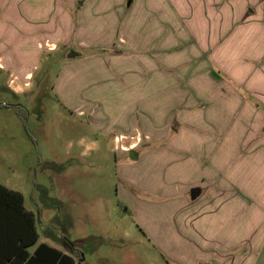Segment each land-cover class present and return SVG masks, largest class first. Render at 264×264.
I'll return each instance as SVG.
<instances>
[{"label":"crops","instance_id":"obj_1","mask_svg":"<svg viewBox=\"0 0 264 264\" xmlns=\"http://www.w3.org/2000/svg\"><path fill=\"white\" fill-rule=\"evenodd\" d=\"M111 1L0 0L6 87L16 95L29 90L46 54L67 50L69 60L104 67L109 57L102 77L118 74L122 88L103 101L117 102L115 118L143 117L137 104L144 102L172 110L151 115L164 120L145 139L137 132L116 137L117 198L128 211L96 195L87 205L102 210L88 219L106 223L110 203L118 221L133 218L167 264H264V0ZM109 228L83 240L63 238V248L38 244L37 230L38 242L27 251L31 257L45 245L83 264L80 245L90 243L92 252L115 242L120 224ZM14 251L13 233L0 237V264H15ZM34 264L62 261L43 256Z\"/></svg>","mask_w":264,"mask_h":264},{"label":"rangeland","instance_id":"obj_2","mask_svg":"<svg viewBox=\"0 0 264 264\" xmlns=\"http://www.w3.org/2000/svg\"><path fill=\"white\" fill-rule=\"evenodd\" d=\"M116 3L117 0L111 1V5ZM118 25L120 31L126 30V23ZM117 32L119 29L111 32L113 38ZM68 56L67 50L46 54L33 71L31 88L21 95L6 87V79L0 73V184L24 196L25 207L37 218L38 244L46 242L63 248L65 238L83 240L100 229L109 231V227L120 224L121 232L115 242L101 243L92 252L88 251L90 243L83 248L80 245L78 249L86 259L83 264H167L140 235L133 218L118 221L113 206L107 203L103 209L106 223L104 219H88L99 206L87 202L96 195L111 196L120 202L116 172L120 152L113 151L116 137L137 132L145 139V133L161 125H154L157 120H164H155L151 115H167L172 104L144 102L137 104L141 107L137 114L143 117L127 113L115 118L113 113L119 111L117 102L103 101L112 97L106 95H118L122 88L118 74L107 71L109 76L102 77L109 57L104 58V67L99 61H81L83 57L69 60ZM128 73L136 75L134 71ZM145 73L137 71V75ZM89 99L96 101L90 103ZM172 123L176 124L174 119ZM56 200L63 208H56ZM119 206L120 210L124 207L122 202ZM71 215L75 229L67 219Z\"/></svg>","mask_w":264,"mask_h":264},{"label":"trees","instance_id":"obj_3","mask_svg":"<svg viewBox=\"0 0 264 264\" xmlns=\"http://www.w3.org/2000/svg\"><path fill=\"white\" fill-rule=\"evenodd\" d=\"M125 210L127 208L123 207ZM128 211V210H127ZM129 213V212H127ZM37 219L33 212L27 210L24 205V196L18 192L11 190L0 184V237L13 233L15 238V264H23L26 260L28 264H34L39 258L46 256L47 262H53L54 256L60 259L62 264H74L71 257L63 255L45 245L39 246L36 252L30 257L27 248L35 245L38 242V233L36 229ZM3 235V236H2ZM66 244L73 250L72 244ZM51 250L52 257L48 256L45 250Z\"/></svg>","mask_w":264,"mask_h":264},{"label":"water","instance_id":"obj_4","mask_svg":"<svg viewBox=\"0 0 264 264\" xmlns=\"http://www.w3.org/2000/svg\"><path fill=\"white\" fill-rule=\"evenodd\" d=\"M72 57V56H71Z\"/></svg>","mask_w":264,"mask_h":264}]
</instances>
